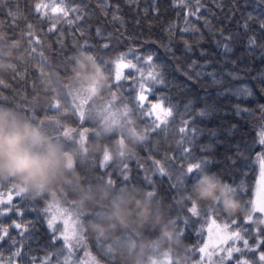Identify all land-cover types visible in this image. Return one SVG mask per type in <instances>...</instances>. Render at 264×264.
Wrapping results in <instances>:
<instances>
[{
    "label": "snow or ice",
    "instance_id": "6c2138e0",
    "mask_svg": "<svg viewBox=\"0 0 264 264\" xmlns=\"http://www.w3.org/2000/svg\"><path fill=\"white\" fill-rule=\"evenodd\" d=\"M145 2L0 0V48L12 42L22 45L27 53L24 62L10 63L8 80L0 79V104L14 105L57 143L80 146L85 151L88 139L99 133L109 117L118 120L121 115H135L138 128L125 123L128 130L142 138L140 148L121 151L119 158H114L109 145L117 137H107L103 153L91 154L79 169L83 181H102L114 188L141 187L162 201L177 234L194 253L196 264H264V229L255 226L257 218L264 219V209L256 207L258 188L264 185V157L258 160L260 179L251 187L238 171L246 167L247 161L234 154L223 157L229 166L221 165L230 181L225 187L250 209L249 215L217 217L211 207L198 204L190 195V186L200 174L209 172L211 165L219 163L215 158L220 137L202 136L197 141L199 129L191 119L196 109H183L186 90L177 84V95L172 96L168 66L145 48V44L157 43L175 61L185 81L199 82L207 68L192 59L183 61L176 52V43L187 41L185 47L194 50L201 38L214 36L228 44L232 39L228 28L237 18L241 31L264 32V0H244V7L238 0H170L176 12L164 25L162 40L129 31L126 7L134 14L132 24L137 27L141 21L149 27L155 23L149 14L160 16L156 0L151 9L142 6ZM49 34L55 36L54 45L48 40ZM249 39L256 40L255 31L250 32ZM75 47L85 49L109 73L111 86L102 108L82 97L71 84L68 61ZM255 47L264 48V44L249 45L250 50ZM56 75L67 81L64 91L41 86L43 77ZM9 81L24 87L15 88ZM246 88L242 86L241 91ZM169 100L176 103L175 109ZM180 110L185 112L182 118L177 115ZM244 114L246 109H242ZM255 117L258 122L264 121V107L255 109ZM260 126L264 140V123ZM172 131L178 139L172 147H165ZM118 139L123 145V132ZM76 223L66 204L0 186V264H99L95 246L77 234ZM40 229L44 230L45 240L36 243L39 237L35 233ZM189 239L191 243L186 242Z\"/></svg>",
    "mask_w": 264,
    "mask_h": 264
},
{
    "label": "clouds",
    "instance_id": "9594fccd",
    "mask_svg": "<svg viewBox=\"0 0 264 264\" xmlns=\"http://www.w3.org/2000/svg\"><path fill=\"white\" fill-rule=\"evenodd\" d=\"M15 57L26 60L27 54L6 49L0 57V70ZM68 76L82 97L103 107L104 97L110 91V76L85 49L75 47L68 63ZM66 83L60 75L41 79L42 87L59 91L65 90ZM125 121L139 127L135 115H121L118 120L109 117L99 133L88 139L85 151L80 146L57 143L36 121L13 106L0 105V185L23 188L32 196L66 204L75 216L89 214L80 227L102 243V252L114 264H163L168 257L172 264H196L162 201L149 196L141 187L114 188L102 182H81L77 162L82 165L86 155L102 154L107 137H117L109 145L114 158H119L121 151L140 148L142 138L128 130ZM122 132L123 145L118 139ZM177 139L178 134L172 131L165 147H172ZM190 195L198 204L211 207L217 217L250 214V209L225 187V181L212 172H203L193 180ZM255 226L264 229L259 218Z\"/></svg>",
    "mask_w": 264,
    "mask_h": 264
},
{
    "label": "trees",
    "instance_id": "16d2710c",
    "mask_svg": "<svg viewBox=\"0 0 264 264\" xmlns=\"http://www.w3.org/2000/svg\"><path fill=\"white\" fill-rule=\"evenodd\" d=\"M122 2L123 0H121V3ZM238 3H240L241 7H244V0H238ZM142 6L151 9L153 7V0H146ZM155 6L160 9V16L151 17L149 14V19L155 21L151 27H149L145 21H141L138 27L132 24V20L135 19L134 14L127 11L126 7L125 15L128 20L129 31L134 33L141 32L143 37L154 40L164 39V25L173 19L176 10L172 7L170 0H156ZM228 31L232 34V39L228 44H222L221 41L216 40L214 36L201 38V41L194 46V50L185 47L187 41H184L183 44L180 42L176 43V52L182 57L183 61L192 59L200 62L207 68V74L203 76L199 82L185 81L183 76L176 70L175 61H173L168 52L157 43L145 44V48L149 50L154 58H158V62L168 66L166 68V75L169 78L168 87L172 89V96L177 95L175 88L177 84H182L183 89L186 90L182 97V99L186 101L183 104V109L191 111L192 106L196 109V116L191 117V119H195V126L199 129L197 141H199L202 136L207 137L212 135L220 137L216 147L217 156L215 158L219 163L211 165L208 171L216 172L225 182H230L229 177L222 173L221 165L229 167L224 163L223 157L226 154L229 156L234 154L240 159L247 161L246 167L238 171L242 172L249 187H251L253 184H256L258 179V160L260 157H264V148H262L264 140H262L260 136L262 131L260 125L264 123V121L258 122L255 117V109L264 107V87L261 86V82H264V48L255 47L250 50L249 45H256L257 42L264 44V32L256 29H250L249 32L241 31L238 27V18L237 21L228 28ZM252 31H255L256 40L249 39L250 32ZM48 40L54 45L55 36L49 34ZM8 48L26 53L22 45L18 46L12 42H5L3 47L0 48V57L3 56V53ZM74 50L75 48L73 52ZM24 61L25 59L20 57L13 58L5 66L4 70H0V79L8 80L9 74L12 71L10 63H22ZM69 62L70 61H68V63ZM9 83H12L13 87L18 89L24 87L23 84H18L16 82L9 81ZM242 86H247L246 90L243 92L241 91ZM169 103L172 104L174 109L176 108L175 102L169 100ZM10 106L16 108L14 105ZM242 109H246V114L242 115ZM184 114L185 112L180 110L177 113L178 118H182ZM90 155L91 154H88L83 158L84 163L82 165L79 161L77 162L78 170L84 166ZM80 179L85 185L102 182H84L81 172ZM122 187L136 186L127 185L115 188ZM161 187L164 188L166 185H161ZM18 189L26 192L23 188ZM230 192L240 200L235 192ZM27 195L32 196L29 193H27ZM72 217L77 221L75 226L77 234L85 241L95 246L94 255L97 257L99 264H114L113 259L102 252V243L98 239L89 236L87 232L80 227L89 218V214L86 213L75 216L72 212ZM261 222L264 223V219H261ZM35 235L39 237L36 243L44 242L45 236L43 229L37 231ZM147 235L151 236L154 234L147 233ZM186 242L191 243V240L189 239ZM188 250L192 253L189 248ZM193 258L195 260V255ZM165 259L163 264H172L170 257Z\"/></svg>",
    "mask_w": 264,
    "mask_h": 264
},
{
    "label": "rangeland",
    "instance_id": "374dc122",
    "mask_svg": "<svg viewBox=\"0 0 264 264\" xmlns=\"http://www.w3.org/2000/svg\"><path fill=\"white\" fill-rule=\"evenodd\" d=\"M258 172H259V175H258V179L256 181V184L258 183V181L260 179V168H258ZM256 207L258 210L264 209V185H261L258 188L257 197H256ZM76 232H77V230H76ZM166 259H168V258H166Z\"/></svg>",
    "mask_w": 264,
    "mask_h": 264
}]
</instances>
